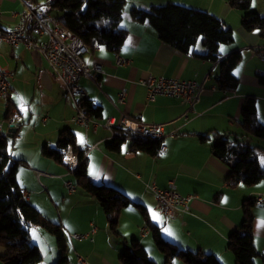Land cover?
Wrapping results in <instances>:
<instances>
[{
  "label": "crops",
  "instance_id": "obj_1",
  "mask_svg": "<svg viewBox=\"0 0 264 264\" xmlns=\"http://www.w3.org/2000/svg\"><path fill=\"white\" fill-rule=\"evenodd\" d=\"M44 3L45 0H0V29L11 31L14 28L17 18H13L12 13H22L26 7L32 6L40 11ZM169 3L207 12L231 28L234 42L221 46L220 53L222 59L235 51L242 54L240 64L233 71L239 80L233 93L226 94L217 88L218 63L203 61L193 53H179L161 42L148 23L135 22L130 16L133 7L148 11L151 7ZM125 4L121 27L126 30L127 37L117 53L130 63L115 67L114 53L100 46L85 55L83 60L89 67L100 65L101 72L83 76L80 85L91 107L99 110L97 118L91 117L94 121L102 123L107 118L118 121L127 117L144 125L161 126L164 133L161 152L156 157L132 153L128 149L129 143L118 152L108 151L106 144L110 142V133L107 129L100 127L93 134L90 129L85 130L72 121L75 115L73 105L46 61L23 45L2 43L0 67L12 71L13 78L8 101L0 99V137L7 139L9 160L17 163V184L28 192L29 203L46 219L50 218L45 216V211L53 207L58 211V222L75 252L72 258L69 256V264L71 261L77 264L78 257L89 264L90 261L92 264H120L119 255L133 240L144 248L151 260L163 264V256L150 238L151 227L159 228L163 239L180 249L201 250L214 255L222 264H234L227 249L228 237L241 226L244 202L260 195L264 197V181L253 187L230 188L226 180L231 163L216 160L211 154L212 139L201 143L197 135L219 134L230 141L235 138L249 140L239 126L241 108L247 96L264 100V88L255 78L257 72L264 71V63L257 55L264 49V42L257 31L247 33L242 30V13L230 9L228 0H125ZM250 11L263 16L264 0H252ZM194 51L196 54L204 52L201 45H196ZM150 77L193 81L204 91L190 111L181 101L171 97L158 96L154 102H149L147 91L139 81ZM122 90L127 95L121 104L118 96ZM185 113H188L187 117ZM10 121L18 128L14 129L12 138H7ZM63 130L74 134L76 149L86 155L89 181L113 187L142 205L146 218L134 207H129L120 214L119 236L109 231L99 203L77 185L73 173H69L62 163L42 153L44 147L56 146ZM80 137H83V143ZM255 147L259 164L264 168V141L255 138ZM69 181L76 184L72 194H68L65 188ZM170 181L181 196L194 197L189 202V213L177 212L167 218L154 210L155 199L146 190V185L154 184L165 189ZM251 213L253 244L257 253L254 264H264V258L260 256L264 247V202L255 204ZM92 226L97 231L89 239L70 240V235L87 233ZM145 226L149 233L143 235ZM30 240L38 246L31 234ZM100 243L106 245L105 249L112 250V255L104 250L101 252L98 249ZM51 246L53 256L50 259L40 250V264H53L52 239ZM170 264L184 263L175 260Z\"/></svg>",
  "mask_w": 264,
  "mask_h": 264
},
{
  "label": "trees",
  "instance_id": "obj_2",
  "mask_svg": "<svg viewBox=\"0 0 264 264\" xmlns=\"http://www.w3.org/2000/svg\"><path fill=\"white\" fill-rule=\"evenodd\" d=\"M252 0H228L230 9L242 13L241 28L250 33L257 31L264 42V15L251 12ZM125 0H55L49 5L53 11L60 13L58 22L73 33L88 49L93 51L97 45L112 53H117L124 44L127 32L121 27L125 11ZM133 21L148 23L156 32L159 40L181 54L193 53L201 60L219 64L215 78L216 86L226 94L233 93L239 80L234 69L240 64L242 54L232 52L221 58V46L234 42V33L217 17L200 10L190 9L177 4H166L151 7L148 11L133 7L130 10ZM200 40L202 54L194 49ZM264 63V49L257 53ZM255 78L259 86L264 88V71L257 72ZM258 100L247 96L241 108L239 126L248 138L254 137L264 141V125L258 120ZM89 117L97 118L98 108H92L88 101L83 102ZM198 141L205 143L212 139V156L222 163H231L227 184L235 189L239 186L253 187L264 181V168L259 164L256 149L249 140L235 138L230 141L219 134L197 135ZM129 143L132 153H145L156 157L161 152L163 142L142 138L129 132H118L113 140L106 144L110 152H118ZM68 147L78 153L79 165L73 172L79 185L87 195L95 199L105 217L109 231L118 234L120 214L124 209L134 207L142 217L146 218L145 208L113 187L95 185L87 176V163L84 153L75 147V136L70 130H63L54 148L44 147V156L61 163L62 156ZM17 163L9 160L7 155V139L0 137V249L2 264H40L42 256L37 245L31 243L30 230L40 228L53 236L59 256L56 264H69L67 257L68 239L59 223L46 219L28 200L20 194L17 184ZM255 199H248L242 206L243 219L239 230L232 232L227 241V249L233 256L234 264H254L257 256L253 244V216L251 209ZM151 238L155 248L163 256V264L175 260L184 264H222L214 255L201 250L191 251L178 248L167 242L160 234L159 228L151 227ZM120 264H156L151 260L144 248L136 241H131L119 255Z\"/></svg>",
  "mask_w": 264,
  "mask_h": 264
},
{
  "label": "built area",
  "instance_id": "obj_3",
  "mask_svg": "<svg viewBox=\"0 0 264 264\" xmlns=\"http://www.w3.org/2000/svg\"><path fill=\"white\" fill-rule=\"evenodd\" d=\"M55 0H45L49 7ZM1 15V11H0ZM13 18H17V23L11 31L0 29V44L5 43L11 46L23 45L27 50L38 53L47 63L52 74L61 81L66 94L73 105L75 115L72 121L85 130H91L93 134L97 133L98 128L107 129L110 133L109 140H113L117 133L129 132L142 138L150 140H161L164 136L163 128L157 125H144L140 121L132 118L122 117L120 120L107 118L100 123L94 121L87 114V109L83 107V102L87 101L85 91L80 85V79L83 76H89L91 73L101 72L100 65L87 66L83 57L90 53L88 47L78 39L73 33L63 27L56 18L40 14L37 7H26L22 13H12ZM97 45L95 47L99 48ZM130 63V60L122 58L118 53L114 54V66L120 67ZM13 72L4 70L0 67V99L7 102L12 91L11 79ZM139 84L147 91V101L154 102L158 96H166L181 101L188 108L193 109L199 95L204 91L203 87L193 81H179L163 77H150L139 81ZM126 91L122 90L118 96V102L124 103ZM187 111V112H188ZM188 113H185L187 117ZM9 129H17L18 126L10 121ZM162 150V148H161ZM86 158V155H83ZM61 163L69 173H73L79 165L78 153H75L71 147H68L62 156ZM65 188L68 194L75 191L76 184L66 182ZM146 190L151 192L155 199L154 210L167 218L173 217L175 213H189V202L194 198L190 196H181L172 181L165 189H159L154 184L146 185ZM20 194L25 200L29 199L26 190L20 189ZM264 202L263 196L255 199L256 204ZM93 226L91 230L84 234H72L70 240L83 241L89 239L96 233ZM149 233L145 226L142 234ZM264 258V247L260 252ZM77 264H89L85 259L78 257Z\"/></svg>",
  "mask_w": 264,
  "mask_h": 264
},
{
  "label": "rangeland",
  "instance_id": "obj_4",
  "mask_svg": "<svg viewBox=\"0 0 264 264\" xmlns=\"http://www.w3.org/2000/svg\"><path fill=\"white\" fill-rule=\"evenodd\" d=\"M44 4L45 5L41 6L40 14L52 16V17H55V18L60 17V13H58L56 11H53L49 7H47L46 6V2ZM197 45L198 46L201 45L200 40L198 41ZM257 115H258L259 122L262 125H264V100H259L257 102ZM248 139H249V144L252 147H255V138L249 136ZM250 140H253L254 142L252 143ZM58 210L61 211V207H59ZM62 211L64 212L63 208H62ZM44 214H46L45 216H47V218H50L49 220H51V222L55 223V221H56V223H59L58 222L59 218L57 216L58 211H56V209L54 207L52 209H49V211H45ZM101 216H102V213H101ZM154 216L158 218V214L157 213H155ZM102 217H103V219H105L104 215ZM159 217H161V216H159ZM30 234H31V236H34V238L37 240V244H38L40 250L43 252V254L45 256L49 257V259L51 258V256H53V251L51 253V249H52L51 239L53 240V243H54V262H53V264H56L57 261H58L59 252H58V248H57L56 241H55L54 237L49 235L47 232H45L44 230H42L40 228H32ZM105 247H106L105 244L101 245V243H100L98 245V249L101 252L104 250L103 252L107 251L110 255H112V250L105 249ZM73 254H75V252L73 251V246L71 245V243L68 242L67 243V257L70 258L69 256H71V258H72ZM41 255H42V253H41ZM89 259L92 260V257L90 256ZM87 262H89V261H87ZM70 264H73L72 261H71ZM90 264H92V261H90Z\"/></svg>",
  "mask_w": 264,
  "mask_h": 264
},
{
  "label": "water",
  "instance_id": "obj_5",
  "mask_svg": "<svg viewBox=\"0 0 264 264\" xmlns=\"http://www.w3.org/2000/svg\"><path fill=\"white\" fill-rule=\"evenodd\" d=\"M15 133V130L14 129H10L9 131H8V134H7V138H12L13 137V134Z\"/></svg>",
  "mask_w": 264,
  "mask_h": 264
},
{
  "label": "snow or ice",
  "instance_id": "obj_6",
  "mask_svg": "<svg viewBox=\"0 0 264 264\" xmlns=\"http://www.w3.org/2000/svg\"><path fill=\"white\" fill-rule=\"evenodd\" d=\"M80 141H81V143H83V137H80Z\"/></svg>",
  "mask_w": 264,
  "mask_h": 264
}]
</instances>
